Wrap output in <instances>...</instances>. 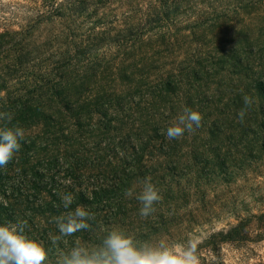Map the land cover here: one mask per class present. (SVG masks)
<instances>
[{
    "label": "trees",
    "instance_id": "obj_1",
    "mask_svg": "<svg viewBox=\"0 0 264 264\" xmlns=\"http://www.w3.org/2000/svg\"><path fill=\"white\" fill-rule=\"evenodd\" d=\"M29 2L32 16L17 23L16 29L10 25L0 30V111L11 112L12 123L25 129L20 151L6 168H0V223L27 220L29 235L49 251L45 264H56L59 252L70 250L78 238L98 243L105 234L101 228H120L140 241L184 242L179 232L172 240L174 231L184 223V211L195 200L202 201L208 218L198 215L200 221L196 220L202 224L219 217L214 210L226 212V204L220 203L210 213L208 194L233 181V175L241 177L264 167V66L254 78L237 55L232 62L212 61L213 69L203 72L207 85L194 98L187 93L201 80L196 67L205 68L198 59L180 66L176 74L147 81L151 104L186 88L184 107L198 105L202 126L179 140L166 138L172 122L152 121L148 113L144 123L114 126L112 120H118H111L109 113L113 104L118 108L115 116L122 113L126 117L128 109L121 105L132 104L131 99L119 95L111 101L97 94L85 101L81 94H66L63 88L71 76L88 67L76 59L78 46L73 44L82 42L75 38L82 28L76 20L81 11L106 0ZM166 8L176 12L171 4L164 9L155 7L144 19L124 24L125 29L114 35L105 22L98 23L91 33L93 46L98 49L99 43L114 42L122 56L137 43L164 32L161 26L169 20ZM55 28L60 41L56 40L52 56L48 41L30 48L34 33ZM241 80H245L243 88ZM245 95L254 103L241 123L237 114L244 107ZM223 98L224 104L217 106ZM146 177H151L162 200L145 219L139 214V201L135 196L127 198L125 192L134 188L139 193L140 181ZM69 192L73 203L65 209L61 198ZM78 206L95 215L90 221L92 231L78 232L53 245L49 234L59 235L55 218ZM257 248L263 253L255 254ZM198 251L201 264H228V253L235 255L234 264H264V211L235 217L227 227L209 231Z\"/></svg>",
    "mask_w": 264,
    "mask_h": 264
},
{
    "label": "rangeland",
    "instance_id": "obj_2",
    "mask_svg": "<svg viewBox=\"0 0 264 264\" xmlns=\"http://www.w3.org/2000/svg\"><path fill=\"white\" fill-rule=\"evenodd\" d=\"M169 4L176 7V12L171 13V9L166 8L169 20L163 22L161 31L167 33H156L155 37L145 39L124 51L122 56L117 52L118 44L114 42L99 43L98 49L93 46L91 33L94 28L98 29V23L105 22L114 35L124 30L128 22L144 19L155 7L164 9ZM29 16H32L29 0H0V30L10 25L11 29H16V24L22 23ZM76 23L82 27L75 36L82 40L81 44H78V40L73 44L78 46L76 59L88 67L71 76L70 81L63 86L64 93H79L85 101L97 94L107 96L104 99L109 98L111 101L119 95L131 99L132 104L122 102L121 105L123 110L128 109L126 117L122 113L115 116L118 108L113 104L109 113L112 114L111 120H118H112L114 126L121 122L144 123L146 113L152 121L173 123L184 107L186 88L180 91L177 89L178 92L170 95V98L157 101L154 105L151 104L153 100L145 84L158 75L176 74L180 66L191 64L195 59L202 62L205 68L196 67L201 80L196 83V88L192 87L187 93L193 98L207 85L205 81L208 78H205L203 72L213 69L212 61L227 59L232 62V57L237 55L243 59V67L251 69L252 75L251 72L248 74L254 78L264 66V0H106L104 4L81 11ZM57 34L59 31L56 28L34 33L30 48L48 41L49 54L52 56L57 50V41H60L55 38ZM244 86L245 80H241L240 87ZM225 100L223 98L217 102V106H222ZM197 106H193V110ZM125 127L124 124L123 129ZM232 178L229 184L219 185L207 196L209 212L220 203L226 204L227 211L214 210L219 213V217L213 219L211 224H202L198 215L208 218L202 201L195 200L184 211V223L177 228L173 227L176 229L172 240H176L179 232L181 240L197 238L201 242L209 231L227 227L235 217L264 211V167L241 177L233 175ZM256 253L262 254V248L255 249ZM226 260L228 264L237 261L233 253L226 254Z\"/></svg>",
    "mask_w": 264,
    "mask_h": 264
},
{
    "label": "clouds",
    "instance_id": "obj_3",
    "mask_svg": "<svg viewBox=\"0 0 264 264\" xmlns=\"http://www.w3.org/2000/svg\"><path fill=\"white\" fill-rule=\"evenodd\" d=\"M254 103L253 98L243 96L244 107L238 112V120L243 123L247 111ZM13 114L0 111V168H6L12 162L25 140V129L13 124ZM202 114L185 106L166 129L168 140H179L185 133H195L202 126ZM61 183H69L61 181ZM141 190H126L125 196H135L141 205L139 214L148 218L156 212L155 205L162 200L159 189L151 182V177L140 181ZM62 204L69 209L73 203L72 194L62 195ZM95 215L78 206L55 218L59 235L49 234L53 245H59L66 237L81 231H92L90 221ZM28 221L17 219L14 222L0 223V264H45L49 251L45 244L29 235ZM99 242L89 244L79 238L67 252L61 250L56 264H201L197 238L184 242H171L164 238L156 240H137L120 228L104 229Z\"/></svg>",
    "mask_w": 264,
    "mask_h": 264
}]
</instances>
